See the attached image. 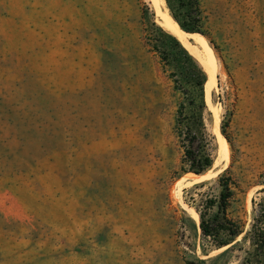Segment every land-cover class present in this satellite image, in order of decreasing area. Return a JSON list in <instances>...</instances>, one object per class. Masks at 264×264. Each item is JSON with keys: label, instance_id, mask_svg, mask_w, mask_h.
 Returning a JSON list of instances; mask_svg holds the SVG:
<instances>
[{"label": "rangeland", "instance_id": "obj_1", "mask_svg": "<svg viewBox=\"0 0 264 264\" xmlns=\"http://www.w3.org/2000/svg\"><path fill=\"white\" fill-rule=\"evenodd\" d=\"M201 2L203 124L166 0H0V264H264V0ZM179 120L211 140L199 177ZM225 172L243 232L218 248L198 209Z\"/></svg>", "mask_w": 264, "mask_h": 264}, {"label": "trees", "instance_id": "obj_2", "mask_svg": "<svg viewBox=\"0 0 264 264\" xmlns=\"http://www.w3.org/2000/svg\"><path fill=\"white\" fill-rule=\"evenodd\" d=\"M201 1L202 0H166V3L170 15L178 22L179 26L184 31L191 33L198 32L208 36L203 30L205 16ZM160 31L164 37L172 40L193 63L192 69H190V77L195 92L188 105L192 106L194 112L198 111L199 114L196 115L194 113V116L196 119H200V122L203 124L202 111L205 107L204 84L207 82L206 79H208V76H206L207 72L205 73L197 61L188 54L190 49L176 36H173L163 29H160ZM186 105V103L181 105V110H179L180 113L184 112ZM192 123L193 121L191 120H188L187 123L182 120L177 122V130L184 149L181 171L183 173L193 172L192 174L196 173L201 175L209 170L214 163L211 151V140L204 130L194 128ZM224 130L223 127V131ZM235 184V180L231 175L226 172L220 174L218 177L219 193L214 197L208 196L202 200L203 210L198 209L201 219L200 227L203 235L207 238H211L213 244L218 248L232 243L237 236L243 232V225L229 218L228 209L235 193ZM214 208L216 209L215 213H210ZM257 229V225H253V244L257 245L261 250H264V230L258 231Z\"/></svg>", "mask_w": 264, "mask_h": 264}, {"label": "bare ground", "instance_id": "obj_3", "mask_svg": "<svg viewBox=\"0 0 264 264\" xmlns=\"http://www.w3.org/2000/svg\"><path fill=\"white\" fill-rule=\"evenodd\" d=\"M165 2V0H163ZM162 26L176 36L185 46H187L192 54L202 63L204 69L208 73V81L206 82V94L208 99L211 98L212 88L215 85L216 81V72H217V62L216 56L213 48L208 42V39L198 32H187L184 31L178 23H176L169 13L163 16ZM208 100V101H209ZM219 114V113H218ZM217 118V117H216ZM219 119V118H218ZM217 119V120H218ZM217 130L220 134L219 126L217 123ZM222 135V134H221ZM220 135V136H221ZM223 149V156L228 157V144L226 140L221 137ZM227 159V158H226ZM199 174H189L192 177H199ZM201 177V176H200Z\"/></svg>", "mask_w": 264, "mask_h": 264}]
</instances>
